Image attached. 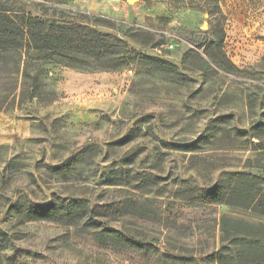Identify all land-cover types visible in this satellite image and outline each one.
I'll list each match as a JSON object with an SVG mask.
<instances>
[{"label":"rangeland","instance_id":"374dc122","mask_svg":"<svg viewBox=\"0 0 264 264\" xmlns=\"http://www.w3.org/2000/svg\"><path fill=\"white\" fill-rule=\"evenodd\" d=\"M0 9L96 30L126 58L104 70L29 51L39 95L27 89L20 102L23 77L0 60V264H194L218 248L221 214L264 222L192 191L240 171L261 176L264 191V171L244 166L256 154L250 128L264 121V0H0ZM75 199L85 215L72 223L8 211ZM107 228L148 247H118L99 233Z\"/></svg>","mask_w":264,"mask_h":264},{"label":"trees","instance_id":"16d2710c","mask_svg":"<svg viewBox=\"0 0 264 264\" xmlns=\"http://www.w3.org/2000/svg\"><path fill=\"white\" fill-rule=\"evenodd\" d=\"M81 18L87 15L80 14ZM119 44L108 41V36L96 30H88L81 25L73 27L45 24L40 17L12 12L8 14L0 9V60H13L12 73H21L23 88L19 91L18 101L29 89L30 99L39 95V76L41 70L34 74L26 71L27 63L23 58L29 51L42 53L45 58L60 57L68 63H84L94 66L93 69H114L126 62L124 52H118ZM149 63L156 64L157 59L146 57ZM160 63V62H159ZM165 63V62H163ZM208 66L207 63H204ZM96 67V68H95ZM209 67V66H208ZM31 82L26 85V77ZM26 85V86H25ZM3 102H0V109ZM5 108H9L6 106ZM251 142L255 151L254 158H246L244 166L258 168L264 171V121L251 128ZM208 128L206 131H211ZM246 130H236L237 135H243ZM75 157L68 159L62 166L70 167ZM197 194L196 200L203 202H219L230 207H240L250 210L254 215L264 217V191L262 177L244 171L232 175V181L226 184L214 185L208 188L192 187ZM83 201L80 199L61 202L53 200L47 205L34 202L10 205L9 212L21 215L28 220L67 221L74 222L83 217ZM218 248L210 253H204L202 260L192 259L194 264H264V222L250 221L223 213L218 219ZM118 247H124L133 252L144 253L148 244L136 241L121 231L113 228L99 232Z\"/></svg>","mask_w":264,"mask_h":264},{"label":"water","instance_id":"95a60500","mask_svg":"<svg viewBox=\"0 0 264 264\" xmlns=\"http://www.w3.org/2000/svg\"><path fill=\"white\" fill-rule=\"evenodd\" d=\"M128 3H131V2H133L134 0H126Z\"/></svg>","mask_w":264,"mask_h":264}]
</instances>
